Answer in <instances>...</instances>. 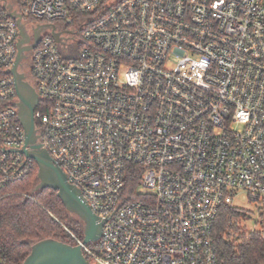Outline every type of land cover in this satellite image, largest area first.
Wrapping results in <instances>:
<instances>
[{
  "label": "built area",
  "instance_id": "1",
  "mask_svg": "<svg viewBox=\"0 0 264 264\" xmlns=\"http://www.w3.org/2000/svg\"><path fill=\"white\" fill-rule=\"evenodd\" d=\"M24 49L37 144L102 226L70 232L88 264H220L223 211L264 213V0H0V197L39 172Z\"/></svg>",
  "mask_w": 264,
  "mask_h": 264
},
{
  "label": "trees",
  "instance_id": "2",
  "mask_svg": "<svg viewBox=\"0 0 264 264\" xmlns=\"http://www.w3.org/2000/svg\"><path fill=\"white\" fill-rule=\"evenodd\" d=\"M40 183L37 171L0 197V264H24L33 247L46 240L74 246L70 232L84 237L81 218L67 209L56 191L39 188ZM228 215L239 220L245 213L227 208L216 222L220 264H264V234L247 232L236 225L228 230ZM232 233L237 237L231 238Z\"/></svg>",
  "mask_w": 264,
  "mask_h": 264
},
{
  "label": "water",
  "instance_id": "3",
  "mask_svg": "<svg viewBox=\"0 0 264 264\" xmlns=\"http://www.w3.org/2000/svg\"><path fill=\"white\" fill-rule=\"evenodd\" d=\"M25 51V49L20 51V56L13 71L17 78L18 94L21 102L20 116L27 133L25 147L22 152L33 158L39 166V178L41 180L39 188H49L56 191L67 209L84 222L85 243L97 241L102 226L98 223L96 215L92 212L79 190L68 182L63 171L53 163L47 151L37 144L34 121V108L37 104V97L34 94L33 102L25 99L21 91L19 76L16 75L21 54ZM49 172L54 175L53 179H49ZM24 264H88V262L79 246H72L57 240H46L33 247L31 255Z\"/></svg>",
  "mask_w": 264,
  "mask_h": 264
},
{
  "label": "rangeland",
  "instance_id": "4",
  "mask_svg": "<svg viewBox=\"0 0 264 264\" xmlns=\"http://www.w3.org/2000/svg\"><path fill=\"white\" fill-rule=\"evenodd\" d=\"M27 35L31 36L36 26L40 25L41 23L36 20H25L24 22ZM56 26L59 32H62L63 35L67 38L69 35L65 34L64 32L67 31L66 24L64 22H57ZM77 26L75 27V31L77 30ZM45 34H50V29H45ZM73 40H69L68 43L70 45V53L74 55L77 54V50L79 45L77 43H73ZM30 56V55H28ZM31 61L27 59L24 61V66L19 68L20 74L27 76L26 80L29 83V87L27 89H22V94L25 96H34L36 92V84L31 75ZM40 185V184H39ZM235 206L242 209L245 216L242 217L241 222L248 231H254L258 233L264 234V213L260 211L257 207L256 203H251L246 195H241L235 200ZM240 221V219H239Z\"/></svg>",
  "mask_w": 264,
  "mask_h": 264
},
{
  "label": "flooded vegetation",
  "instance_id": "5",
  "mask_svg": "<svg viewBox=\"0 0 264 264\" xmlns=\"http://www.w3.org/2000/svg\"><path fill=\"white\" fill-rule=\"evenodd\" d=\"M26 77L27 76H25L23 74L19 76L21 91H22V89H27V87H29V83L27 82ZM24 97H25L26 100H28L30 102L34 101V97L33 96H30V95L29 96H25L24 95ZM48 175H49V179H53L54 175L51 172H49Z\"/></svg>",
  "mask_w": 264,
  "mask_h": 264
}]
</instances>
